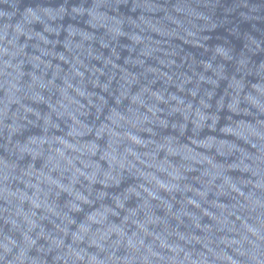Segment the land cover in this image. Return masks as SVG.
<instances>
[{
    "label": "clouds",
    "instance_id": "clouds-1",
    "mask_svg": "<svg viewBox=\"0 0 264 264\" xmlns=\"http://www.w3.org/2000/svg\"><path fill=\"white\" fill-rule=\"evenodd\" d=\"M20 4L0 0V264H264V37L212 42L261 6Z\"/></svg>",
    "mask_w": 264,
    "mask_h": 264
},
{
    "label": "water",
    "instance_id": "water-1",
    "mask_svg": "<svg viewBox=\"0 0 264 264\" xmlns=\"http://www.w3.org/2000/svg\"><path fill=\"white\" fill-rule=\"evenodd\" d=\"M60 2V0H21L20 6H24L26 4H36V3H51L55 4ZM237 0H222L223 7H230L234 3H236ZM252 3L258 4L261 6L262 15H264V0H251ZM223 7L218 9V15L223 16L224 11ZM226 29H235V33H231L227 31ZM244 33H251L252 35L259 37H264V18L254 21H244L237 15L236 13H233L229 17V22L222 28L218 29L216 33L213 34V41L215 42L216 37H220L223 39L224 37H227L229 42L232 44L234 48H236L237 51L240 50V48L243 47L244 39L243 34ZM260 56L254 57V59H260ZM107 207V205H105ZM93 211H96L94 209ZM91 216V213L89 214ZM106 217L101 214V219H105Z\"/></svg>",
    "mask_w": 264,
    "mask_h": 264
}]
</instances>
